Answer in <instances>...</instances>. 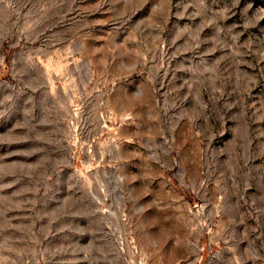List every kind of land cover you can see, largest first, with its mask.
Returning <instances> with one entry per match:
<instances>
[{
  "label": "rangeland",
  "instance_id": "374dc122",
  "mask_svg": "<svg viewBox=\"0 0 264 264\" xmlns=\"http://www.w3.org/2000/svg\"><path fill=\"white\" fill-rule=\"evenodd\" d=\"M0 264H264V0H0Z\"/></svg>",
  "mask_w": 264,
  "mask_h": 264
}]
</instances>
